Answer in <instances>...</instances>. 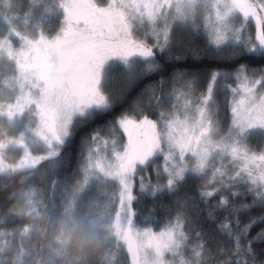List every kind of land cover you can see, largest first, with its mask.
Wrapping results in <instances>:
<instances>
[{"label": "snow or ice", "instance_id": "obj_1", "mask_svg": "<svg viewBox=\"0 0 264 264\" xmlns=\"http://www.w3.org/2000/svg\"><path fill=\"white\" fill-rule=\"evenodd\" d=\"M57 259L264 264V0H0V261Z\"/></svg>", "mask_w": 264, "mask_h": 264}, {"label": "trees", "instance_id": "obj_2", "mask_svg": "<svg viewBox=\"0 0 264 264\" xmlns=\"http://www.w3.org/2000/svg\"><path fill=\"white\" fill-rule=\"evenodd\" d=\"M197 44L200 42L197 41ZM187 60V66H191L195 63H197L194 53L188 52L186 56ZM206 63V61L201 62ZM111 118V114L109 115H100L96 118V123H103L104 121L108 120ZM81 135V132L78 131L76 135V139L72 142L70 146V151L74 154L78 142H79V137ZM61 226V218L59 216H56L53 218L51 222L49 221H44L41 223L42 229H45V231L42 232V234L37 235L34 237V241L36 242L37 249L40 251V254L42 257L45 259L48 257L49 252H50V245L51 247L57 248V247H62V245L58 244L56 241V237L59 234ZM64 233L65 236H70V239L67 240V243L63 245V247L66 249V252L69 257L74 256L77 254L80 249H88L89 247V241L87 238L83 235L82 231L80 229H72V224L71 222H68L65 227H64ZM31 243V242H30ZM43 245L42 250L39 248V245ZM0 264H4L3 261H0ZM56 264H63V261L61 259L56 260Z\"/></svg>", "mask_w": 264, "mask_h": 264}, {"label": "rangeland", "instance_id": "obj_3", "mask_svg": "<svg viewBox=\"0 0 264 264\" xmlns=\"http://www.w3.org/2000/svg\"><path fill=\"white\" fill-rule=\"evenodd\" d=\"M85 250H86V249H85ZM80 251H81V249H80ZM80 251H79V252H80Z\"/></svg>", "mask_w": 264, "mask_h": 264}]
</instances>
